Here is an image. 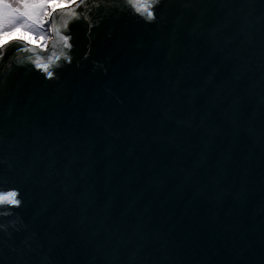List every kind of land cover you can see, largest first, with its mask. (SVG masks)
<instances>
[{"label":"water","instance_id":"obj_1","mask_svg":"<svg viewBox=\"0 0 264 264\" xmlns=\"http://www.w3.org/2000/svg\"><path fill=\"white\" fill-rule=\"evenodd\" d=\"M49 20L0 57V264H264V0Z\"/></svg>","mask_w":264,"mask_h":264},{"label":"clouds","instance_id":"obj_2","mask_svg":"<svg viewBox=\"0 0 264 264\" xmlns=\"http://www.w3.org/2000/svg\"><path fill=\"white\" fill-rule=\"evenodd\" d=\"M65 0H50L48 8L41 14L39 11H33L32 6L29 4L21 5L17 0H0V57L4 55V50L11 45H18L20 51L17 53L22 54L27 50L30 54L24 56V60H28L33 64L40 63L37 60L36 53L41 50H46L49 41L51 40L49 17L55 5H61ZM132 0H124L125 4L131 3ZM153 5L159 4L160 0H151ZM156 17L154 14H149L145 17L149 22ZM47 37V39H46ZM70 37H65L64 47L71 49L72 45L66 43ZM58 55L64 60L70 62L71 56L64 48H60ZM23 61H21L22 63ZM44 62H47L46 59ZM55 63V62H53ZM59 67L58 63H55ZM48 75H54L49 66ZM17 205L22 201H17ZM8 214V213H4ZM0 227H3L0 225Z\"/></svg>","mask_w":264,"mask_h":264},{"label":"trees","instance_id":"obj_3","mask_svg":"<svg viewBox=\"0 0 264 264\" xmlns=\"http://www.w3.org/2000/svg\"><path fill=\"white\" fill-rule=\"evenodd\" d=\"M50 0H17V3L24 5L29 4L32 6L33 11H41L46 8Z\"/></svg>","mask_w":264,"mask_h":264},{"label":"rangeland","instance_id":"obj_4","mask_svg":"<svg viewBox=\"0 0 264 264\" xmlns=\"http://www.w3.org/2000/svg\"><path fill=\"white\" fill-rule=\"evenodd\" d=\"M75 0H65V2L61 5L60 3H57L56 5H55V7L53 8V10H52V12L55 10V9H58V8H61V7H65V6H68V5H70L72 2H74ZM48 8V6L46 7V8H44L43 10H41V11H39L41 14H43V12L46 10ZM52 12H51V14H52ZM50 17H51V15H50ZM50 17H49V19H50ZM51 29V28H50ZM46 39H47V37H46Z\"/></svg>","mask_w":264,"mask_h":264}]
</instances>
